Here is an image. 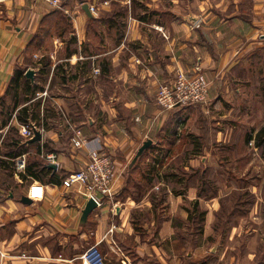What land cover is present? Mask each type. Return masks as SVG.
Returning <instances> with one entry per match:
<instances>
[{
    "label": "crops",
    "instance_id": "crops-1",
    "mask_svg": "<svg viewBox=\"0 0 264 264\" xmlns=\"http://www.w3.org/2000/svg\"><path fill=\"white\" fill-rule=\"evenodd\" d=\"M262 44L264 0H65L59 9L40 0H0V248L7 253L0 264H76L92 245L104 264H264V238L256 228L248 235L242 224L257 215L246 216L245 205L231 211L223 238L214 229L219 196H200L195 181L184 193L168 192L166 217L156 228L132 225L135 203L124 192L140 164L160 181L178 169L229 170L228 157L246 142L254 145L264 105L257 114L251 110L260 89L251 93L241 72ZM177 69L209 82L206 103L174 110L156 103L158 85ZM29 121L41 140L20 135ZM245 124L249 134L242 135ZM75 130L84 138L81 147L71 145ZM147 139L150 146L132 164ZM101 148L112 153L115 194L80 225L88 197L61 182L84 165L87 150ZM19 155L26 168L17 174ZM185 155L188 161L174 163ZM22 195L31 202L22 203ZM263 199L257 196L256 204ZM191 207L198 208L199 224L175 225L176 219L192 223Z\"/></svg>",
    "mask_w": 264,
    "mask_h": 264
},
{
    "label": "rangeland",
    "instance_id": "rangeland-1",
    "mask_svg": "<svg viewBox=\"0 0 264 264\" xmlns=\"http://www.w3.org/2000/svg\"><path fill=\"white\" fill-rule=\"evenodd\" d=\"M241 77L246 78L245 81L253 88L251 93L254 95H257V89H260L258 93L261 96L260 102H258V98L256 97H253L250 102L251 110L253 109L254 113L257 114L260 103L264 105V44L260 45V47L257 46L249 52L246 57V66L241 72ZM262 109L264 107L260 106V110ZM246 127L248 126L245 124L244 128L241 129L240 133L242 135L249 132V129ZM250 132L252 133L253 130ZM253 147V143L246 142L245 146L241 147L237 153L230 158L228 157L227 161L232 163V167L229 170L219 171L215 168H209L201 172L200 167L197 170L191 167V169H187L185 172L178 169L166 175L161 171L160 174L164 175L162 181L159 180V176L147 171L148 167L145 163L140 164L128 176L127 184L124 188L125 194L131 197L135 203L132 209V225L135 228L158 227L161 223L160 221L166 217L168 192L171 190L172 192L179 191L184 193L188 187L185 184L187 185L190 181H195L200 196L208 198L216 194L219 196L220 207L218 212H216L219 215L215 219L214 229L220 236L222 235L221 237H226L227 223L234 221V212L231 211L236 208L241 210L242 206L245 205L249 211V213L248 211L245 212L247 213L246 216H250L251 218V212L255 214V211L257 214L252 215L251 219H244L242 224L247 229V234L249 235L256 228L258 234H260L259 239H261L260 237L264 238V218L261 219L263 221L259 220V224L255 223L257 221L256 217H262L263 215V203L259 206L256 202L258 201L257 196L261 194L264 196V155L254 151ZM188 160L189 157L187 155L183 157L179 156L174 159V163L182 164ZM174 181L180 182L179 186L173 185ZM241 185L244 186L245 190H240ZM238 191H244V193ZM187 206L190 208V204H187ZM191 210L192 212H197V215L191 220L192 223L176 219L174 221L175 225L184 226L191 224L197 226L200 222L198 208H192ZM229 213L231 215L230 220H228ZM245 237L239 238V241L243 242ZM75 262L76 264L80 263L79 260Z\"/></svg>",
    "mask_w": 264,
    "mask_h": 264
},
{
    "label": "built area",
    "instance_id": "built-area-1",
    "mask_svg": "<svg viewBox=\"0 0 264 264\" xmlns=\"http://www.w3.org/2000/svg\"><path fill=\"white\" fill-rule=\"evenodd\" d=\"M51 8H62L65 0H40ZM95 12V7H90ZM99 68L93 69L94 74L99 73ZM209 82L200 74L186 75L183 70L177 69L171 81L160 83L155 92V101L163 110H174L189 104H204L208 101ZM34 128L39 129L32 121L20 125L19 133L24 139L32 137ZM71 145L81 147L84 138L78 131H74ZM48 161L54 162L55 154L45 155ZM26 160L24 155L16 157L14 169L17 174L24 173ZM114 160L112 153L105 148L89 149L86 151V161L78 170L69 173L62 179V186L70 188L76 186L84 190L87 197H92L97 206L103 198H110L115 194ZM7 253L0 248V259ZM79 264H104V256L96 245L88 247L79 257Z\"/></svg>",
    "mask_w": 264,
    "mask_h": 264
},
{
    "label": "water",
    "instance_id": "water-1",
    "mask_svg": "<svg viewBox=\"0 0 264 264\" xmlns=\"http://www.w3.org/2000/svg\"><path fill=\"white\" fill-rule=\"evenodd\" d=\"M84 9L85 10L88 9V5L87 4L84 5ZM186 19L188 21H191V22L195 23L197 18L195 16H193L191 13H189L186 16ZM25 76L32 79L33 70L32 69H27L26 72H25ZM33 133H34L33 136L31 138L27 139L26 142H34V141L41 140L42 135H41V132H40L39 129L34 128ZM150 144H151V140L150 139H147V140H145L142 143V145L138 148V150H137V152H136V154H135V156H134V158L132 160V164L142 155L144 150L146 148H148L150 146ZM47 166L49 168H53V169H55L57 167V165L55 163H48ZM20 201L22 203H25V204H29L31 202V200L25 195L21 196ZM96 207H97L96 201L92 197H89L87 199L84 207L81 210V215H80V220H79L80 225H82L86 221L89 213Z\"/></svg>",
    "mask_w": 264,
    "mask_h": 264
},
{
    "label": "trees",
    "instance_id": "trees-1",
    "mask_svg": "<svg viewBox=\"0 0 264 264\" xmlns=\"http://www.w3.org/2000/svg\"><path fill=\"white\" fill-rule=\"evenodd\" d=\"M21 76V74L16 73L14 75V79H19V77ZM16 77V78H15ZM22 115H19V120L20 121H26L23 117H25V111L22 112ZM252 138V136H249L247 139L250 140ZM254 145L258 148H260V151L262 153V155H264V125L256 132L255 136H254ZM45 169V167H42L39 169V171H43ZM35 175V174H34ZM37 176V175H36ZM196 205V204H195ZM194 205V206H195Z\"/></svg>",
    "mask_w": 264,
    "mask_h": 264
}]
</instances>
